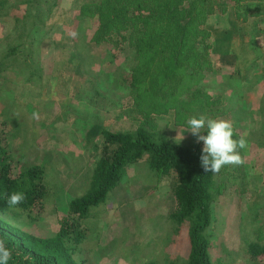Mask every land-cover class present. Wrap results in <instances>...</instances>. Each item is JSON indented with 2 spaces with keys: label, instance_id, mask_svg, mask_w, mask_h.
I'll list each match as a JSON object with an SVG mask.
<instances>
[{
  "label": "trees",
  "instance_id": "obj_1",
  "mask_svg": "<svg viewBox=\"0 0 264 264\" xmlns=\"http://www.w3.org/2000/svg\"><path fill=\"white\" fill-rule=\"evenodd\" d=\"M50 1L0 0V18L11 19L9 31L0 38V74L5 71L21 78L13 100L0 89L10 102L4 105L8 117L0 123V239L12 252L9 264H80L74 254L89 234L91 210L105 200L128 166L140 162L158 179L169 180L171 233L177 236L185 228L189 244L181 264H215L209 253L211 205L224 193L226 182L237 179L227 178L232 175L229 168L235 172L242 165H227V173L221 176L205 172L200 159L203 143L196 137L188 143L173 139L155 117L168 114L175 125L185 127L193 115L234 122L245 116L241 107L238 112H227L226 102L230 97L240 99L244 89L264 80V0H84L76 13L62 20L66 30L62 22L56 28L46 23L52 7L45 14L41 9ZM219 13L228 14L227 26H208L209 17ZM78 17L87 21V27L76 36L86 42L88 50L111 46V51L102 52L101 60L112 63V71L88 73L75 44L77 38L71 37ZM52 28L63 41L57 44V57L45 65L40 61L41 46ZM73 39L74 44L69 45ZM216 54L232 56V68L215 67ZM119 56H124L126 63H116ZM56 60L66 62L67 70L94 87L96 97L106 92L105 85L126 95L132 105L128 113L133 114L136 126L112 131L92 114L83 141L86 148L96 151V160L85 190L69 200L55 233L39 236L22 229L15 220L43 209L45 170L40 162L21 164V158L15 160L7 132L21 138V151L35 150L28 136L26 112L32 107L24 109L18 101L28 90L43 91L44 71L52 69ZM210 72V85L202 84ZM20 116L22 120H17ZM260 134L258 145L264 147L262 130ZM234 138H238L236 134ZM243 152L241 149V156ZM15 191L26 198L10 207L6 201ZM258 200L252 203L257 210L249 218L252 237L245 249L252 264H264V203L259 205ZM141 264L157 261L149 258ZM169 264L176 261L171 259Z\"/></svg>",
  "mask_w": 264,
  "mask_h": 264
},
{
  "label": "rangeland",
  "instance_id": "obj_2",
  "mask_svg": "<svg viewBox=\"0 0 264 264\" xmlns=\"http://www.w3.org/2000/svg\"><path fill=\"white\" fill-rule=\"evenodd\" d=\"M83 1L52 0L42 7L41 12L45 14L52 7L46 23H53L56 28L63 19L76 13ZM54 2L57 5L53 7ZM227 18V13L214 14L209 17L207 24L227 26ZM10 27L11 19L0 23V38ZM86 27L87 21L78 17L75 34H71V37L77 38L75 44L81 49L88 73L96 75L100 69L112 71L115 66L101 60L104 50H112L110 45L105 44L104 50L101 45L88 50L86 42L77 37ZM54 28L47 31L41 46L40 61L45 65L51 64L50 59L57 57V44L63 41L61 34ZM62 29L66 30L67 25L64 24ZM88 32L91 33L90 29ZM73 42L74 39L69 45H73ZM214 58L215 67L232 68V56L220 57L216 54ZM122 62L126 63L125 58L119 56L116 63ZM65 63L56 60L49 71L44 65L43 91L38 93L28 90L18 101L24 109H27L26 106L32 107V110L24 111L28 114V136L35 150L29 153L21 151V138L13 137L7 129L9 149L15 160L21 158V164L40 162L45 170L47 197L43 209L40 213L32 212L29 216L24 215L15 220L22 229L39 236L55 233L69 200L85 190L96 160V151L86 148L83 141L84 130L89 127L88 121L92 119V114H97L102 124L112 131H129L136 126L131 116L133 114L128 113L132 105L126 95L105 85L106 92L96 97L94 87L67 70ZM210 74L206 73L202 84L210 85L213 78ZM251 81L254 79L251 78ZM20 82L21 78L10 72L0 74V89L12 100ZM9 103L6 94L1 92L0 123L8 117L9 112L4 110V105ZM226 107L227 112H238L240 107L245 111L240 121L227 119L232 123L237 139L245 140L246 147L242 154L244 162L241 169L233 172L229 168L232 175L227 178L237 179L226 182L224 193L211 205L209 253L215 264H252L245 253L246 241L252 237L248 222L257 210L252 205L253 201L259 199V205L264 203V147L258 145L259 137H262L260 131L264 133V80L244 89L240 99L230 97ZM33 111L39 112L38 120L32 118ZM85 114L86 118L83 119ZM228 114L225 112V116ZM237 116L240 118V114ZM20 119L21 116L17 118ZM156 119L173 139L186 143L195 139L185 127L175 125L168 114L156 115ZM223 172L227 173V166L221 169L219 175H223ZM172 207L168 178L158 179L153 172L144 169L142 162L139 166H128L105 200L91 210V216L87 219L89 234L79 245L74 257L80 264H141L149 258L156 260L157 264H169L171 259L181 264L188 255L189 244L185 228L177 236L171 233L167 216ZM168 231L170 239L167 240Z\"/></svg>",
  "mask_w": 264,
  "mask_h": 264
},
{
  "label": "clouds",
  "instance_id": "obj_3",
  "mask_svg": "<svg viewBox=\"0 0 264 264\" xmlns=\"http://www.w3.org/2000/svg\"><path fill=\"white\" fill-rule=\"evenodd\" d=\"M32 118L38 120L39 112L33 111ZM185 130L202 142L201 164L205 172L217 174L227 165L243 164L240 150L246 147L243 138H234L230 121L205 115L190 116L185 122ZM183 138V136H182ZM25 194L15 191L8 195L7 204L14 207L25 200ZM12 252L3 239H0V264H9Z\"/></svg>",
  "mask_w": 264,
  "mask_h": 264
},
{
  "label": "crops",
  "instance_id": "obj_4",
  "mask_svg": "<svg viewBox=\"0 0 264 264\" xmlns=\"http://www.w3.org/2000/svg\"><path fill=\"white\" fill-rule=\"evenodd\" d=\"M9 18V16H6V17H1L0 18V23H3L4 21H7Z\"/></svg>",
  "mask_w": 264,
  "mask_h": 264
}]
</instances>
